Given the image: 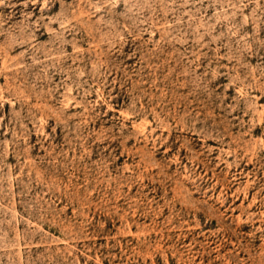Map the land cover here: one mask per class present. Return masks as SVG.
Returning <instances> with one entry per match:
<instances>
[{
  "label": "rangeland",
  "instance_id": "obj_1",
  "mask_svg": "<svg viewBox=\"0 0 264 264\" xmlns=\"http://www.w3.org/2000/svg\"><path fill=\"white\" fill-rule=\"evenodd\" d=\"M0 264H264V0H0Z\"/></svg>",
  "mask_w": 264,
  "mask_h": 264
}]
</instances>
